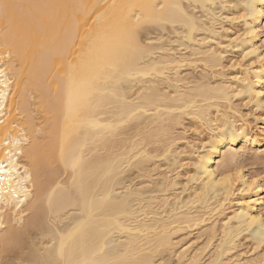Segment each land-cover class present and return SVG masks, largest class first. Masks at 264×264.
I'll return each mask as SVG.
<instances>
[{
	"label": "bare ground",
	"instance_id": "6f19581e",
	"mask_svg": "<svg viewBox=\"0 0 264 264\" xmlns=\"http://www.w3.org/2000/svg\"><path fill=\"white\" fill-rule=\"evenodd\" d=\"M2 2L0 264H264V0Z\"/></svg>",
	"mask_w": 264,
	"mask_h": 264
},
{
	"label": "rangeland",
	"instance_id": "374dc122",
	"mask_svg": "<svg viewBox=\"0 0 264 264\" xmlns=\"http://www.w3.org/2000/svg\"><path fill=\"white\" fill-rule=\"evenodd\" d=\"M155 26L149 28L151 34V37H156V33L154 32L155 30ZM240 28V27H239ZM239 28L236 29V32L240 31ZM241 32V31H240ZM169 38H172L173 36H168ZM223 65L225 67V72L228 76H231L236 69H238L239 67H243L246 64V59H244L242 52L240 51H228L227 53H225V59L223 61ZM200 70V69H199ZM199 70H196L195 72H193L192 70H190L189 68H185L183 71V75L184 76H196L199 73ZM196 73V74H195ZM236 106L239 108L238 111H240L239 113L244 117V119L249 123V125L251 127H253L255 130L259 129V125L255 122V117L256 114L254 112V110L252 109L251 106H246V104L242 101H235ZM189 122V123H188ZM202 130V128L200 127H196L193 125V123H191V121H189L188 119L185 120L182 124L181 127H178V129L176 130V135L177 137L181 138V140L177 143L176 148L177 149H182L183 145L186 144H196L199 145L200 142L203 139V136L201 135V133H199L198 129ZM184 129V130H183ZM179 131V132H178ZM185 131V132H184ZM205 134V133H203ZM183 144V145H182ZM180 149V150H181ZM244 157V156H243ZM241 158L239 164L240 166L242 165V167L245 169L246 174L249 175H253V176H261V178L264 179V149H262L260 151V153H258L257 155L254 156V153H249V155L245 156L244 158ZM136 176V175H134ZM140 182H144V179H136L135 183H140ZM190 229V230H189ZM186 230L184 229L182 232H180L179 234H177L175 236V242H184V243H192L194 244L195 248H202L206 245L207 241H208V237L206 236L205 233V229L206 228H198L197 229H193V228H189ZM193 230V231H192ZM200 230V231H199ZM218 238L213 240V248H210L206 251V256L204 257L203 262L207 263L208 261H210L209 259H211V255L214 251L215 248V244H218ZM181 243V244H182ZM199 245V246H198ZM198 246V247H197ZM213 250V251H212ZM264 250V249H263ZM253 251V245L252 243H250L249 240L243 239L241 241V243L239 244V248L237 250V252L240 253H248L250 252V254ZM236 252V254H238ZM264 252V251H262ZM249 254V255H250ZM176 257V256H175ZM176 259V260H175ZM172 260L174 262L172 263H176L177 261V257L176 258H172Z\"/></svg>",
	"mask_w": 264,
	"mask_h": 264
},
{
	"label": "built area",
	"instance_id": "2783aa9c",
	"mask_svg": "<svg viewBox=\"0 0 264 264\" xmlns=\"http://www.w3.org/2000/svg\"><path fill=\"white\" fill-rule=\"evenodd\" d=\"M2 90H3L2 76L0 75V103H1ZM5 117H6V110L3 108V106H0V122H2Z\"/></svg>",
	"mask_w": 264,
	"mask_h": 264
},
{
	"label": "snow or ice",
	"instance_id": "6c2138e0",
	"mask_svg": "<svg viewBox=\"0 0 264 264\" xmlns=\"http://www.w3.org/2000/svg\"><path fill=\"white\" fill-rule=\"evenodd\" d=\"M16 6L15 5H11V4H5L2 2V0H0V9H4V10H10L12 8H15ZM2 71H0V75H2Z\"/></svg>",
	"mask_w": 264,
	"mask_h": 264
}]
</instances>
